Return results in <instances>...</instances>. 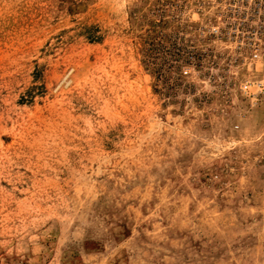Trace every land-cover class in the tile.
Segmentation results:
<instances>
[{
  "label": "rangeland",
  "instance_id": "rangeland-1",
  "mask_svg": "<svg viewBox=\"0 0 264 264\" xmlns=\"http://www.w3.org/2000/svg\"><path fill=\"white\" fill-rule=\"evenodd\" d=\"M190 3L0 0V264H264V96L179 79Z\"/></svg>",
  "mask_w": 264,
  "mask_h": 264
},
{
  "label": "built area",
  "instance_id": "built-area-1",
  "mask_svg": "<svg viewBox=\"0 0 264 264\" xmlns=\"http://www.w3.org/2000/svg\"><path fill=\"white\" fill-rule=\"evenodd\" d=\"M197 21L178 32V77L191 78L212 57L214 42L239 73L242 96H264V0H190ZM188 30V31H187Z\"/></svg>",
  "mask_w": 264,
  "mask_h": 264
}]
</instances>
